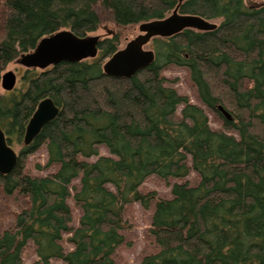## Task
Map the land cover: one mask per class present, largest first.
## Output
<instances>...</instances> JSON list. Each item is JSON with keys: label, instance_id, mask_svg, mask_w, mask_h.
<instances>
[{"label": "trees", "instance_id": "trees-1", "mask_svg": "<svg viewBox=\"0 0 264 264\" xmlns=\"http://www.w3.org/2000/svg\"><path fill=\"white\" fill-rule=\"evenodd\" d=\"M177 8L218 27L155 39V62L129 79L104 74L114 36L96 59L27 70L14 91L1 88L7 67L45 37L89 36L104 15L129 27ZM171 66L189 71L197 103L171 85ZM47 98L60 113L25 146ZM0 128L20 151L0 193L22 202L0 227V264H25L30 249L28 264H119L134 203L152 212L155 247L138 264H264V3L0 0ZM38 152L45 164L29 160ZM151 177L170 183L169 197L143 191Z\"/></svg>", "mask_w": 264, "mask_h": 264}, {"label": "water", "instance_id": "water-1", "mask_svg": "<svg viewBox=\"0 0 264 264\" xmlns=\"http://www.w3.org/2000/svg\"><path fill=\"white\" fill-rule=\"evenodd\" d=\"M184 0H180L183 2ZM218 24L206 21L197 16L181 15L178 8L172 15L161 20H154L139 25L140 34L130 41L125 48L118 50L103 65L104 74L109 77L129 79L155 62V52L146 50L156 38H171L185 30L209 32L217 29ZM100 36L78 37L72 31L64 30L43 38L34 51L22 55L17 64L27 70L45 71L62 62L79 63L96 59L99 56ZM17 85L15 72L10 71L2 76L1 88L12 92ZM222 112L231 116L222 108ZM60 113L52 99L47 98L39 103L32 116L25 134L24 144L30 146L42 132L43 128L54 121ZM19 154L8 142L0 128V174L8 175L15 168Z\"/></svg>", "mask_w": 264, "mask_h": 264}, {"label": "rangeland", "instance_id": "rangeland-1", "mask_svg": "<svg viewBox=\"0 0 264 264\" xmlns=\"http://www.w3.org/2000/svg\"><path fill=\"white\" fill-rule=\"evenodd\" d=\"M264 3L263 0H245V4L248 7L259 6ZM172 15V14H171ZM170 16V15H169ZM105 19V20H104ZM217 23V22H215ZM140 34L139 25L129 27H118L107 15L102 16V23L99 29L90 34L89 36H100L102 40L106 38H113L117 36L119 39V50L126 47V45L135 39ZM157 39V38H156ZM155 40V39H154ZM153 40V42H154ZM150 43L146 47V50L154 51V43ZM13 71L17 76V86H21V81L27 69L15 63H12L7 67L3 75L7 72ZM165 76H167L171 85L178 90L180 95L187 96L191 103L195 104L198 102L195 87L189 77V71L181 67H169ZM182 107L179 108L178 113ZM210 122L215 129H223V120L210 115ZM19 154V149H15ZM29 160L35 164H45V156L43 152H38L31 156ZM173 182H171L172 184ZM171 190L170 183H165L157 177H151L146 181L143 186L144 192H157L161 197H169ZM18 200V199H17ZM12 200L6 197L3 193H0V227H8L13 223V216L19 212V205L22 202L20 200ZM151 210H144L139 204H132L126 215V219L132 226L127 232V242L131 245H125L121 247L117 252V262L119 264H138L144 255L154 251L155 247L153 242L149 238V227L151 224ZM35 260L33 250L30 249L25 255V264L31 263ZM52 264H63L62 262L54 261Z\"/></svg>", "mask_w": 264, "mask_h": 264}]
</instances>
